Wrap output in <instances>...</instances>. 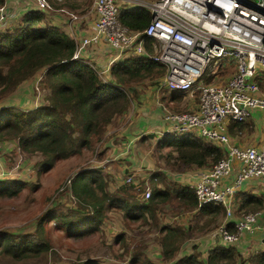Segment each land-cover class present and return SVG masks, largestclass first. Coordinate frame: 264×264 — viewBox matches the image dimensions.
I'll return each instance as SVG.
<instances>
[{
    "label": "trees",
    "instance_id": "16d2710c",
    "mask_svg": "<svg viewBox=\"0 0 264 264\" xmlns=\"http://www.w3.org/2000/svg\"><path fill=\"white\" fill-rule=\"evenodd\" d=\"M3 2L0 0V4ZM150 18L149 10L142 6L124 7L119 13L120 21L134 29L144 28ZM145 44L152 51L150 38H146ZM75 48L74 38L59 26L46 22L43 11L38 8L25 11L20 24L0 32V100L39 71L38 85L45 89L43 102L33 107L22 108L12 104L0 107V142L14 141L25 153L40 154L41 158L34 163L39 174L59 160L93 150L114 116L128 108L130 96L126 87L138 97L136 82L150 78L151 83H156V77L166 69L164 63L147 56H128L112 65L109 80H103L89 63L72 57ZM169 95L179 96L174 91ZM245 124L244 120H230L227 130L235 134V129ZM158 144L168 147L167 156L174 158L176 167L182 170L195 165L211 166L224 155L221 146L200 138L192 131L167 133ZM150 181L153 183L150 196L137 199L127 190L129 186L141 188L142 181L140 185L125 182L108 191L107 179L100 168L77 169L70 177L69 188L79 207L59 213L50 209L37 221L39 231L36 234L2 230L0 252L19 259L27 253L47 248L49 244L41 224L45 217L59 220L66 232L76 236L97 229L107 218V212L113 209H120L127 220H144L148 213L157 222L155 210L158 204L171 203L176 208L191 210L198 208L194 189L186 182L169 179L161 171L154 172ZM25 185V182L12 177L0 178V194L13 195ZM235 194L240 198L237 214L263 206V196L239 190ZM204 213L208 223L219 214L224 215V208L219 203L206 202L198 208L195 216L200 219ZM206 221L203 225L198 223V227L204 229ZM226 226L234 230L232 223ZM191 227L160 225L159 241L164 259H173L172 264H237L244 258L233 243H227L209 248L205 259L200 258L196 246L192 252L174 259L184 240L190 236ZM80 229L84 230L80 232ZM132 257L131 261L137 262L139 255L134 252ZM249 262L264 264V251L258 250L249 256ZM69 264L100 262L85 258Z\"/></svg>",
    "mask_w": 264,
    "mask_h": 264
},
{
    "label": "built area",
    "instance_id": "2783aa9c",
    "mask_svg": "<svg viewBox=\"0 0 264 264\" xmlns=\"http://www.w3.org/2000/svg\"><path fill=\"white\" fill-rule=\"evenodd\" d=\"M30 1L44 11L54 8L49 0ZM126 1H91L84 13L93 18L92 32L76 42L72 57L89 63L103 79L104 75L110 77L112 65L119 60L147 56L166 65L157 83L160 88L196 93L194 108L172 110L163 104L162 116L169 124L168 133L192 131L224 149L223 157L211 166L187 171L185 181L194 189L198 208L206 202L219 203L227 219L235 213V192L241 182L250 177L264 179V148L232 142L227 130L230 120H245L253 108L264 115V88L259 84L264 80V0H154L149 5L143 1L134 4L148 7L151 15L142 29L120 21L121 9L130 6L123 5ZM57 9L73 23L80 20L81 14L63 5ZM3 18L1 11L0 20ZM146 38H150L152 51L145 44ZM101 41L104 50H109L104 64L98 61ZM227 56L234 61V68L224 79L218 75V81H199L200 75L207 69H217L220 59ZM225 178L231 180L224 182ZM122 182L140 181L129 173ZM69 185L70 178L60 188L70 190ZM140 194L143 198L150 196L147 182ZM239 215L233 231L222 221L211 235L219 234L224 243H234L241 233L261 228V210ZM261 247L264 251V238Z\"/></svg>",
    "mask_w": 264,
    "mask_h": 264
},
{
    "label": "rangeland",
    "instance_id": "374dc122",
    "mask_svg": "<svg viewBox=\"0 0 264 264\" xmlns=\"http://www.w3.org/2000/svg\"><path fill=\"white\" fill-rule=\"evenodd\" d=\"M91 1L92 0H78V6L75 7L79 8L74 9H77L76 11L79 12L85 10L90 5ZM143 1L149 5L154 0H129L124 2L123 5L134 6L135 3H142ZM233 68L234 61L231 56L221 58L218 68L212 71L207 69L202 75H200L199 81H218V75H221L220 79H224ZM214 71H216V73H213ZM163 74L156 77V83H151L152 79L150 78H144L136 83L143 89H148V85L157 84ZM106 78H108L107 75H104L103 79ZM36 81L35 85L34 81L32 84L34 90L33 99L39 97L37 91L40 92V96L43 95V89L39 87ZM31 83L32 80L28 84L30 85ZM259 84L263 89L264 80H261ZM126 89L130 96V106L132 105V102L136 100V95L133 94L129 88L126 87ZM164 92L167 97L162 98ZM159 93L162 95L161 100L165 99L164 102L161 101L165 107L172 110H183L182 107H185L182 104L187 99L185 96L187 92H176L179 96L175 97V99L170 98L169 94L171 93L167 89H163V91H159ZM167 98L171 99L172 102H169ZM33 103L34 101L32 103L29 101L26 104H19L17 102L14 104H16L15 106L22 108H30V105ZM3 105L11 104L1 103L0 107ZM166 147L167 146H162L155 149L153 152V157L155 159L153 158V161L156 167L164 169L166 176L171 179V171H182V169L176 167L174 158H169L167 156L168 149L166 150ZM101 149L102 148L97 142L95 143L93 150L84 151L82 155H76L69 159L59 160L49 170L39 174L34 163L41 158L40 154H27L18 148L14 141H11L10 145L0 144V160H3L2 162L0 161V171L2 170L0 178L12 177L23 181L26 184L13 195L0 194V233L2 230H8L11 232H28L36 234L39 231L37 221L50 209L55 213H59L61 210L63 212H71V210L79 207L75 198L70 193V190H68V187H64L63 189L60 187L72 176V174L75 173V170L92 166V164L95 163L94 159L97 160V157L100 155L99 151H101ZM141 180V188L136 189L135 187V189H133L129 186L127 190L129 194L134 195L137 199H142L140 193L144 188L145 182L150 185L151 189L153 185L150 178ZM159 185L163 184L159 183ZM107 188L108 191L111 190L109 189V186ZM173 205L171 203L157 205L155 210L157 222L153 217L148 215V213L144 220L141 218L127 220L124 218L120 209L109 210L107 212V218L97 229L86 233L81 232L84 229H80L81 233L76 236L66 232L65 227L61 226L59 220L45 217L41 224L43 227L44 238L49 246L36 252L27 253L19 259H15L8 254L0 252V264H69L71 261L85 258L97 259L100 264H172L173 259L167 260L162 257V244L159 241V238L161 237L159 225L162 223L174 225L182 222V215L176 216V214L184 213L186 211L185 207L176 208ZM187 215L188 214H185V218L188 217ZM220 215L221 214H219L212 222L211 220H208V223L206 221L208 218L203 216L201 224L203 225L206 221L204 229L198 227V222L196 221L199 219L198 216L193 214V216L188 218L187 221H189L192 226L190 229V234L193 236L192 239H195L214 228L220 222ZM186 245L188 248L189 243H186ZM184 249L185 247L182 251ZM134 252H137L139 255L137 262L131 261Z\"/></svg>",
    "mask_w": 264,
    "mask_h": 264
},
{
    "label": "crops",
    "instance_id": "0c3cea01",
    "mask_svg": "<svg viewBox=\"0 0 264 264\" xmlns=\"http://www.w3.org/2000/svg\"><path fill=\"white\" fill-rule=\"evenodd\" d=\"M49 2L53 4L54 8L49 9L48 11L42 10L46 22L59 26L74 38L76 42L83 36H87L92 32V16H89L88 13H84V10L79 12L76 11L77 9H74L79 8L75 7L78 6V0H49ZM60 4L68 7V9L72 11H76L78 14H81L80 20L75 23L71 22L64 12L57 9V6H60ZM0 8H2V10L0 9V13L1 11L4 13L3 20H0V32L20 24L22 22V15L25 11L36 9L30 0H4V2L0 4ZM104 47L105 44L101 41L98 61L102 64L106 62L109 55V50H104ZM40 73V71L36 72L32 77L24 80L16 90L0 100V104L16 105L14 104L16 102L19 104H26L29 101H31V103L34 101V103L30 105V107H33L43 102L42 98L44 94L40 96L39 91H37L39 97L33 99L34 90L32 84L34 81L35 85V81L39 78ZM31 80L32 83L29 85L28 83H30ZM148 86V89H143L138 85L137 88L139 95L136 97V100H134L132 105L128 106L123 113L114 116L112 121L107 125L105 133L100 141H98L102 148L101 151H99L100 155L97 157V160L94 159L95 163L92 164V166H87H96L97 168H100L104 174V178L107 179L109 189L111 190H115L117 189L115 187L121 186L123 183V177L129 173H132L134 179L140 182L142 181L141 179L145 180V178H150V176L156 171H161L164 174L166 173L161 167H156L153 161V152L156 148L162 147L158 144V141L162 136L168 133L167 129L169 128V124L162 116L163 103L161 101L164 102L165 99L161 100L162 95L159 91H163V89L157 84ZM43 92H45V89H43ZM174 92L176 93V91ZM165 95L164 92L163 96L167 97ZM185 96L187 99L182 104L185 107L182 108L185 110L194 108L196 106V93L187 92ZM170 98L175 99L171 96ZM167 99L169 102L171 101V99ZM244 121L246 124L242 128L238 130L235 129V134H230L231 141L240 145H255L259 148H264V115L262 111L259 108H253L250 116ZM10 143L11 141L0 142V144L8 145H10ZM163 147H165V145ZM167 149L168 148L166 147V150ZM0 161L2 162L3 160L1 159ZM200 167L203 166L195 165L183 172L177 170L171 171L170 178L182 183L186 182L185 173L187 171L195 172ZM230 180L231 178H225L224 182H229ZM238 190L264 197V179L257 177L247 178L241 182V185L236 191ZM235 196L236 203L233 216L224 219L223 215H220V222L225 221L226 225L229 223L234 225V221L240 216L236 211V206L238 204L237 201H239L240 198L237 194H235ZM256 210H261L262 212V215L258 218V221L261 223V228L254 232L245 231L241 233L233 243L238 254H241L244 257L242 261L238 259L239 261L237 264H250L249 256L253 255L258 250H262L261 246L264 238V200L263 206ZM197 211L198 208L192 210L186 209L184 213L176 214V216H183H181L182 222L179 223V225L190 227L191 224L187 219L193 216V214L195 215ZM185 214H188L187 218H185ZM203 216L207 217L204 213L200 216V219L196 220L199 224L202 223L201 219ZM165 224L169 223H162L160 225L162 226ZM214 228L195 239H192L193 236L190 234L180 246L175 258L192 252L193 247L196 246L195 249L200 254V258L205 259L209 248L217 244H227L222 241L219 234H215L214 236L211 235V231ZM186 243H189L190 247L188 246L187 248ZM184 247L185 249L182 251Z\"/></svg>",
    "mask_w": 264,
    "mask_h": 264
}]
</instances>
